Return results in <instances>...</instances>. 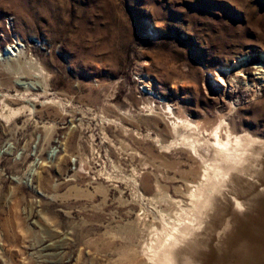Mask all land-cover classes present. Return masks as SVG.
Segmentation results:
<instances>
[{"label":"rangeland","instance_id":"374dc122","mask_svg":"<svg viewBox=\"0 0 264 264\" xmlns=\"http://www.w3.org/2000/svg\"><path fill=\"white\" fill-rule=\"evenodd\" d=\"M3 100L0 264H153L160 212L193 209L212 159L204 129L264 161V0H0ZM244 169L200 264H264V166Z\"/></svg>","mask_w":264,"mask_h":264},{"label":"bare ground","instance_id":"6f19581e","mask_svg":"<svg viewBox=\"0 0 264 264\" xmlns=\"http://www.w3.org/2000/svg\"><path fill=\"white\" fill-rule=\"evenodd\" d=\"M9 48L11 49L12 47ZM10 49H7L4 55L8 57L15 56L11 54V52H9ZM12 53H14V51ZM1 103V117L15 113V111L9 107L10 104L8 103V101L3 100ZM169 110L174 117L175 114H173L171 109ZM191 124L189 122L176 118V121L173 123V127L176 128L179 125H184L186 126L185 128L194 127V125ZM198 127L199 126L195 125V129L200 131ZM221 132L220 122L219 125L211 129V131L208 132V130L205 129L202 131V135H207L212 139V141H210L209 138L207 139V145H209L213 150V156L211 157L212 159L210 161H206L204 159L202 160V181L197 186H195L193 188V191L191 192L193 209L185 208L182 204V201H177L180 210L175 218H167L162 212H160V214L163 216L162 227L159 228L157 226H154L151 240L148 241L144 246V254L149 258L151 262H153V264H180L181 259H183V263L181 264H200L199 261H197L194 253L198 252V248L200 249L201 245L204 244V235L207 230V226L210 221L212 222V219L208 221L206 217L211 209L213 210V214L211 213V215H216L218 214V212H221V207H218L217 205V200L221 196H217V190L226 180H229L228 182H226L227 187H232L235 185L237 187H240L241 183H243L242 181L246 182L245 179H240L242 178L241 175L240 177H233L232 179H229L230 176H232V173L239 168H245L244 170L247 171L246 176H248V178L249 176L251 177L252 174H259L260 171L263 170L262 166H264V161L262 158L260 160L258 159L255 165L251 166L254 161L253 159L251 160V157L249 158V156L250 153H252V151L255 149L253 147V142L256 141L255 138H252L246 133L238 137L237 135L236 137H231V134H233L234 132H231V134H229L230 132H226V138L223 139ZM192 149L195 151L194 148ZM263 156L264 152L262 154V157ZM232 193H235V191H232ZM221 198V200L224 199V197ZM240 205L246 208L244 203L241 202ZM202 224V230H198L195 236L192 235L194 239H199V246H197L196 243L193 246L191 233L201 227ZM186 245L188 247L187 249Z\"/></svg>","mask_w":264,"mask_h":264},{"label":"water","instance_id":"95a60500","mask_svg":"<svg viewBox=\"0 0 264 264\" xmlns=\"http://www.w3.org/2000/svg\"><path fill=\"white\" fill-rule=\"evenodd\" d=\"M250 261H251V259H250ZM250 261H249L247 264H256V262H254V263H250ZM252 261H254V260H252Z\"/></svg>","mask_w":264,"mask_h":264}]
</instances>
